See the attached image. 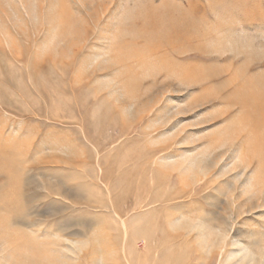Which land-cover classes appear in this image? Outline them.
Instances as JSON below:
<instances>
[{
    "label": "rangeland",
    "instance_id": "rangeland-1",
    "mask_svg": "<svg viewBox=\"0 0 264 264\" xmlns=\"http://www.w3.org/2000/svg\"><path fill=\"white\" fill-rule=\"evenodd\" d=\"M263 97L264 0H0V264H264Z\"/></svg>",
    "mask_w": 264,
    "mask_h": 264
},
{
    "label": "bare ground",
    "instance_id": "bare-ground-1",
    "mask_svg": "<svg viewBox=\"0 0 264 264\" xmlns=\"http://www.w3.org/2000/svg\"><path fill=\"white\" fill-rule=\"evenodd\" d=\"M175 37V36H174ZM177 38V37H176ZM172 39V38H171ZM170 42V41H169ZM171 46V45H170ZM174 46V45H173ZM174 50V49H173ZM186 53V52H185ZM179 54V53H178ZM152 60V59H151ZM144 61V60H143ZM163 61V60H162ZM175 61V60H174ZM168 62V61H167ZM159 63V62H158ZM150 65V64H149ZM145 67V66H144ZM179 68V67H178ZM175 72V71H174ZM195 72V71H194ZM176 74V72H175ZM197 73H195L196 75ZM194 75V76H195ZM191 76V75H190ZM186 78V77H185ZM208 79V78H207ZM181 80V79H180ZM196 80V79H195ZM181 82V81H180ZM263 86V85H262ZM236 87V86H235ZM238 87V86H237ZM239 88V87H238ZM261 88V87H260ZM240 90V89H238ZM253 90V89H252ZM241 91V90H240ZM250 91V90H249ZM256 91V90H255ZM263 91V90H262ZM242 93V92H241ZM248 93V92H247ZM256 93V92H255ZM261 93V91H260ZM249 95V94H248ZM259 95V94H257ZM239 96V95H238ZM253 96V95H252ZM261 96V95H260ZM264 98V97H263ZM239 99V98H237ZM246 99V98H245ZM254 100V99H253ZM208 101V100H207ZM263 101V99H262ZM247 102V101H246ZM261 102V101H260ZM259 102V103H260ZM255 105V104H254ZM264 105V104H263ZM258 108V107H257ZM247 109V108H246ZM255 109V108H254ZM245 110V109H244ZM262 111V110H261ZM244 114V113H243ZM251 119V118H250ZM244 123V122H243ZM252 123V122H251ZM249 124V123H248ZM242 127V126H241ZM262 129V128H260ZM254 130V129H253ZM260 132V131H258ZM259 135V134H258ZM260 135L261 132H260ZM263 143V142H262ZM256 144H259V143H256ZM261 145V144H260ZM259 146V145H258ZM264 146V145H262ZM255 150L254 152L255 153H258V151L256 150V147L254 146L253 147ZM259 148V147H258ZM260 150V149H259ZM264 150V148L262 147V149L260 151ZM264 154V151L262 152ZM258 155L261 156V153H258ZM246 157L248 158L249 156L246 155ZM245 158V157H244ZM191 158H187V159H184V161L182 162H172L170 166H168L172 171H179L181 176L183 178H187V176H189L192 172H194V169H193V166L194 165H190V164H187L188 161H190ZM245 160V159H244ZM258 160H259V156H258ZM260 160L263 162V164L259 163L260 164V168H261V171L259 172L257 178H256V185L257 186H260L264 183V155L262 157V159L260 158ZM196 162V161H195ZM194 162V163H195ZM192 164V163H191ZM199 165V164H198ZM262 165V167H261ZM167 166V165H166ZM202 166V165H201ZM200 165H199V168H202ZM197 168V167H196ZM195 168V169H196ZM235 169V168H234ZM199 171V170H198ZM206 171V170H204ZM197 172V171H196ZM216 188V187H215ZM236 190V189H235ZM233 190V192L235 191ZM228 191V190H227ZM236 194V193H235ZM65 199H67V197H64ZM233 203L232 204H235V200L232 201ZM238 203V202H237ZM244 207V206H243ZM228 208V207H227ZM242 208V207H240ZM170 210V209H169ZM171 211V210H170ZM179 211V210H178ZM182 211V210H181ZM172 212V211H171ZM28 216H31L30 215H26L25 217L26 218H20V220H17V221H13L11 224L12 225H25L27 226V228H32L35 226L34 223H32L31 221H28ZM118 216V215H117ZM174 216V215H173ZM233 216V215H232ZM8 217V216H7ZM37 217V216H36ZM225 217V216H224ZM167 218V217H165ZM169 218V216H168ZM200 218V216H199ZM224 221V220H223ZM227 221V220H225ZM200 222L201 224H199L198 226L200 228H203L202 225H205L206 221L203 220L202 218H200ZM229 222V221H228ZM224 223L225 224V228L227 229V232H228V236H230V234L234 231L233 229V226H229V223ZM10 223V222H9ZM10 224V225H11ZM124 224V223H123ZM223 224V225H224ZM232 224V223H231ZM125 226V224H124ZM221 226V225H220ZM224 227V226H223ZM68 228H70L69 224H61L60 227H59V232H66L68 231ZM126 228V226H125ZM222 230V229H221ZM22 234V233H21ZM33 234V233H32ZM125 234H127V231L125 230ZM18 235V234H17ZM73 236H81L79 232H75V233H72ZM71 235V236H72ZM226 235V233H225ZM247 236H245V245H244V251L246 252L245 255L242 257V261L246 260L248 258V254H253L254 256L257 255L261 262L263 261L264 262V233H260L258 234L256 231H250L246 234ZM227 236V235H226ZM23 238V240H22ZM227 238H224L223 239V242L221 244V251H222V260H223V257L226 253V248L228 246L227 244ZM234 238V237H233ZM35 239V238H34ZM239 240V239H238ZM14 241L17 243V249L15 251V253L13 254V262L12 264H57V259L56 257L52 256L49 249H48V245L47 244H43L42 242L41 243H38V242H35L34 240H31V239H24V235H20L18 237H16L14 239ZM239 242V241H238ZM56 244V243H55ZM238 255V254H237ZM236 255H234V253L231 255V257H235ZM222 263V261L220 262V264ZM10 264V263H9ZM128 264H134L133 262L129 261L128 260Z\"/></svg>",
    "mask_w": 264,
    "mask_h": 264
}]
</instances>
